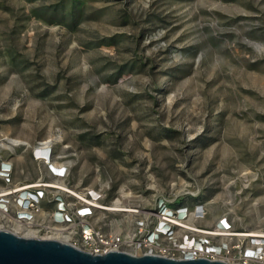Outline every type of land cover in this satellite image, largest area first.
Segmentation results:
<instances>
[{"label":"rangeland","instance_id":"374dc122","mask_svg":"<svg viewBox=\"0 0 264 264\" xmlns=\"http://www.w3.org/2000/svg\"><path fill=\"white\" fill-rule=\"evenodd\" d=\"M5 137L55 138L70 184L107 203H204L203 225L264 231V0H0Z\"/></svg>","mask_w":264,"mask_h":264},{"label":"built area","instance_id":"2783aa9c","mask_svg":"<svg viewBox=\"0 0 264 264\" xmlns=\"http://www.w3.org/2000/svg\"><path fill=\"white\" fill-rule=\"evenodd\" d=\"M2 147L0 154V229L31 232L41 239L58 236L93 254L125 251L136 255L156 254L174 259L221 260L230 264H264V231L235 227L228 213L211 224H201L208 209L204 203L172 205L160 200L155 208L129 207L128 197L119 196L129 211L112 210L101 188H75L69 182L71 166L57 154L55 138ZM35 164L34 179H17L15 149ZM135 215L130 231L107 230L100 224L106 213ZM15 233V232H14ZM18 235H21L18 233ZM22 236V235H21Z\"/></svg>","mask_w":264,"mask_h":264},{"label":"water","instance_id":"95a60500","mask_svg":"<svg viewBox=\"0 0 264 264\" xmlns=\"http://www.w3.org/2000/svg\"><path fill=\"white\" fill-rule=\"evenodd\" d=\"M0 264H230L221 260L174 259L125 251L93 254L57 239L25 237L0 229Z\"/></svg>","mask_w":264,"mask_h":264},{"label":"bare ground","instance_id":"6f19581e","mask_svg":"<svg viewBox=\"0 0 264 264\" xmlns=\"http://www.w3.org/2000/svg\"><path fill=\"white\" fill-rule=\"evenodd\" d=\"M6 138V137H5ZM7 140H8V143L7 144H4V143H2V147H10L11 145H17V144H20V142L18 141V139H15V138H6ZM123 196H128V195H123ZM123 202H122V200H120V199H117V200H115L111 205H112V210H114V211H121V212H127V211H129V210H127L126 208H125V205L124 204H122ZM124 222H126V221H123L122 223H120V222H117L116 223V228H120L121 227V225L124 223ZM259 231V230H258ZM261 231V230H260ZM13 232H15V233H19V234H21L22 236H25V237H34V234L33 233H31V232H23V231H19L18 229H13ZM51 238H58V236H54V237H51ZM57 240H59V239H57Z\"/></svg>","mask_w":264,"mask_h":264}]
</instances>
